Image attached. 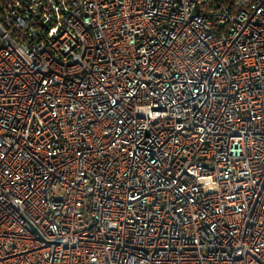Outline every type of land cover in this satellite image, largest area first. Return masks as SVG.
Returning a JSON list of instances; mask_svg holds the SVG:
<instances>
[{"label": "built area", "instance_id": "2783aa9c", "mask_svg": "<svg viewBox=\"0 0 264 264\" xmlns=\"http://www.w3.org/2000/svg\"><path fill=\"white\" fill-rule=\"evenodd\" d=\"M0 264H264V0H0Z\"/></svg>", "mask_w": 264, "mask_h": 264}]
</instances>
